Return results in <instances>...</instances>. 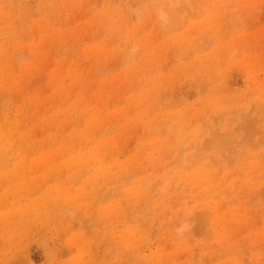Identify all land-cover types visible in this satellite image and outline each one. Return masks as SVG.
Here are the masks:
<instances>
[{
    "label": "rangeland",
    "instance_id": "rangeland-1",
    "mask_svg": "<svg viewBox=\"0 0 264 264\" xmlns=\"http://www.w3.org/2000/svg\"><path fill=\"white\" fill-rule=\"evenodd\" d=\"M0 264H264V0H0Z\"/></svg>",
    "mask_w": 264,
    "mask_h": 264
}]
</instances>
